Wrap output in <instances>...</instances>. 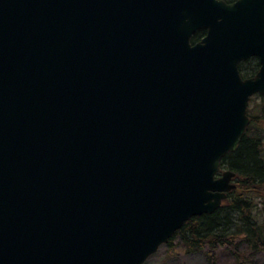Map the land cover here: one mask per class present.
<instances>
[{
	"label": "water",
	"instance_id": "95a60500",
	"mask_svg": "<svg viewBox=\"0 0 264 264\" xmlns=\"http://www.w3.org/2000/svg\"><path fill=\"white\" fill-rule=\"evenodd\" d=\"M254 95L264 0H0V264H144L236 188Z\"/></svg>",
	"mask_w": 264,
	"mask_h": 264
},
{
	"label": "trees",
	"instance_id": "16d2710c",
	"mask_svg": "<svg viewBox=\"0 0 264 264\" xmlns=\"http://www.w3.org/2000/svg\"><path fill=\"white\" fill-rule=\"evenodd\" d=\"M204 36L205 31H197L191 44ZM258 69L256 58L239 65L243 79L253 77ZM255 99L258 103L253 106ZM247 116L250 123L237 149L221 162L223 169L235 173L236 189L227 194L215 212L185 222L166 244L169 249L179 240L188 253L204 252L207 264H215V252L221 248L240 258L235 245L238 239L246 241L253 251H264V95L250 99Z\"/></svg>",
	"mask_w": 264,
	"mask_h": 264
},
{
	"label": "rangeland",
	"instance_id": "374dc122",
	"mask_svg": "<svg viewBox=\"0 0 264 264\" xmlns=\"http://www.w3.org/2000/svg\"><path fill=\"white\" fill-rule=\"evenodd\" d=\"M253 106L258 103L253 100ZM252 105H250L251 107ZM235 174V173H234ZM240 181V179H238ZM236 186V175L232 181ZM236 189V188H235ZM236 251L240 258L234 256L227 249H218L215 252V264H264V251H253L249 248L246 241L238 239L235 241ZM207 257L204 252L188 253L181 245L179 240L174 242V247L162 245L155 254L147 259L144 264H207Z\"/></svg>",
	"mask_w": 264,
	"mask_h": 264
},
{
	"label": "flooded vegetation",
	"instance_id": "af4514ba",
	"mask_svg": "<svg viewBox=\"0 0 264 264\" xmlns=\"http://www.w3.org/2000/svg\"><path fill=\"white\" fill-rule=\"evenodd\" d=\"M236 1V0H235Z\"/></svg>",
	"mask_w": 264,
	"mask_h": 264
}]
</instances>
